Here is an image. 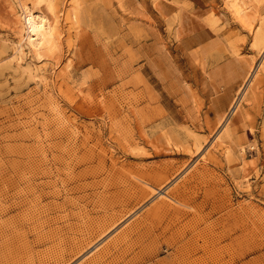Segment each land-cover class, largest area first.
<instances>
[{
	"label": "rangeland",
	"instance_id": "374dc122",
	"mask_svg": "<svg viewBox=\"0 0 264 264\" xmlns=\"http://www.w3.org/2000/svg\"><path fill=\"white\" fill-rule=\"evenodd\" d=\"M243 1L252 29L226 0H52L39 58L0 9V264H83L127 227L99 264H264V0Z\"/></svg>",
	"mask_w": 264,
	"mask_h": 264
},
{
	"label": "bare ground",
	"instance_id": "6f19581e",
	"mask_svg": "<svg viewBox=\"0 0 264 264\" xmlns=\"http://www.w3.org/2000/svg\"><path fill=\"white\" fill-rule=\"evenodd\" d=\"M226 1L228 2L229 6L231 7V10H233V9L235 10L234 13L236 15V18L242 24L248 25L249 28L252 29L251 22H250L251 19L249 20L250 12L246 10L248 8L244 5L247 2H245L243 0H226ZM33 5L34 6L36 5L37 9H35ZM3 7H5V8L9 7L8 11H7L8 14L16 16V17L13 16L14 17L13 20H12V17L9 16L10 19H8V21L10 20V22L13 23L15 25V27H17L21 32H24V35L26 37V44L29 46L30 50L35 53L37 58L41 57L43 50L45 51V49H47V50L55 49L54 47L56 46V40L58 37L59 29H58V25H57L58 24L57 11L55 10V6H54L52 0H33L31 2V4L29 3L28 0L27 1L21 0V2H20L21 13H19V14H18V11L15 8V6L12 5L11 0H0V9ZM3 11L5 12L6 10H3ZM7 12L5 14H7ZM5 19H7V18H5ZM12 45H14V44H12ZM13 49H14V53L17 56V58L19 60H22L24 57V44L20 43L17 46H15ZM51 52H53V50ZM237 106H238V104L235 105V110H236ZM145 181H147V180H145ZM147 183H149V182L147 181ZM165 193H166L165 195H160V197H159L160 202H162L163 205L165 203H167L166 201L170 200V197H173L174 199H177L178 201L181 200V199L179 200L178 196L174 195L172 193V191L169 192L166 190ZM157 204H158V201L152 206V209H155V210L160 209L161 207L158 206ZM130 233H132V232H130V229L128 227L121 230V232L118 233V235L116 237H114V239L111 240V242L109 241V244H107V246H105L101 251L99 250L100 252L97 251L95 256L87 259L83 264H99L100 261L103 262L102 260H105V261L108 260L109 259L108 255L110 254V252L113 248L112 246L113 245H115V246L119 245L121 240L125 241L129 237ZM80 241L81 240H79V242ZM78 244L79 243H77L76 246H74V247H78ZM72 248H73V246H72ZM79 249H81V248H79ZM69 251H70V249H69ZM81 253L82 252L80 250V254ZM104 264H106V262Z\"/></svg>",
	"mask_w": 264,
	"mask_h": 264
}]
</instances>
